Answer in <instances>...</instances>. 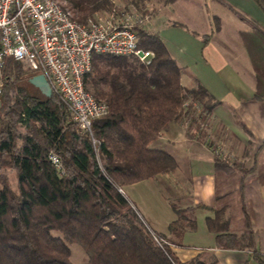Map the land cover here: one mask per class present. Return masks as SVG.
<instances>
[{"label": "trees", "instance_id": "obj_1", "mask_svg": "<svg viewBox=\"0 0 264 264\" xmlns=\"http://www.w3.org/2000/svg\"><path fill=\"white\" fill-rule=\"evenodd\" d=\"M61 1L80 14L74 16L78 22L112 4V0ZM137 31L138 47L153 53L150 64L133 55L92 57L84 86L108 105V113L92 120L91 134L80 130L55 94L45 97L32 84L37 93L20 85L35 72L11 58L5 60L0 106V264H73L68 245L72 242L86 252L84 264H215L183 263L171 250V242L182 244L183 234L196 226L186 214L193 206L180 209L173 204L177 218L169 231L174 239H165L168 244L160 246L119 189L175 170L176 159L150 144L171 121L193 112L192 104L184 107L189 97L207 112L213 106L212 96L201 84L190 90L183 87L181 69L157 32ZM240 36L256 75L254 97L264 100V32L254 29ZM50 153L60 158V169ZM215 166L231 171L228 163L217 160ZM7 169L14 172L16 187L3 173ZM225 212L226 208L216 209L207 218L218 245L254 248L256 233L248 216L246 231L239 235L229 231Z\"/></svg>", "mask_w": 264, "mask_h": 264}, {"label": "crops", "instance_id": "obj_2", "mask_svg": "<svg viewBox=\"0 0 264 264\" xmlns=\"http://www.w3.org/2000/svg\"><path fill=\"white\" fill-rule=\"evenodd\" d=\"M171 5L168 17L155 20L156 32L181 69L183 87L201 84L213 106L205 131L198 119L187 128L174 120L150 144L176 159L175 170L122 191L145 213L150 230L169 241L174 239L169 224L177 218L173 204L194 207L186 214L196 226L183 234L182 244L170 243L179 261L264 264V100L254 97L256 75L240 36L264 32V0H175ZM217 160L231 171L217 169ZM220 208H226L232 233L246 231L248 216L256 233L254 248L218 245L207 218ZM233 212L239 216L236 229Z\"/></svg>", "mask_w": 264, "mask_h": 264}, {"label": "built area", "instance_id": "obj_3", "mask_svg": "<svg viewBox=\"0 0 264 264\" xmlns=\"http://www.w3.org/2000/svg\"><path fill=\"white\" fill-rule=\"evenodd\" d=\"M114 2V1H113ZM61 0H0V106L3 94L2 68L11 58L36 74H43L52 93L67 106L80 130L92 133V120L108 113V105L86 90L84 78L91 70L94 54L133 55L151 63L153 53L138 47L134 25L143 21L140 13H119L113 8L103 15L95 13L84 22L74 18V9ZM121 14V15H120ZM193 112L182 117L188 126L197 115L209 116L202 105L189 97L184 103ZM58 169L60 158L49 155ZM160 245L168 244L153 233Z\"/></svg>", "mask_w": 264, "mask_h": 264}, {"label": "rangeland", "instance_id": "obj_4", "mask_svg": "<svg viewBox=\"0 0 264 264\" xmlns=\"http://www.w3.org/2000/svg\"><path fill=\"white\" fill-rule=\"evenodd\" d=\"M173 1H175V0H112L111 6H108L103 10L102 9L96 10L95 12L89 14L88 17L95 15V13H97V12L101 13L103 15H107L108 13H110V11L113 8H115L119 13H121L123 11L131 12V14L140 13L143 17V21L137 22L134 25L135 29L137 30V28L138 29L143 28V29L151 30L152 32L153 31L156 32V29L154 27L155 20L156 19L162 20V19H165L166 17H168L170 15V12H172L171 2H173ZM65 5L68 6L69 4L66 2ZM74 12H75L74 16L80 15L77 11L74 10ZM24 69L27 70L26 68H24ZM30 84L31 83H29L27 80H22L20 82V85L28 88L33 93H37V90L35 88H33L32 85H30ZM10 94L13 95L14 92H10ZM197 116L200 117L197 120L200 123V130L205 131L206 130L205 120L207 117L204 115H201V114L197 115ZM182 120L183 119L180 118L181 123H182ZM188 126H185V127L187 128ZM21 130L24 131V128L22 127ZM203 137L204 136H202V139H203ZM3 173L8 176L10 184L13 187H16L14 172L11 169H7V170H4ZM123 188H124L125 192H127L126 191L127 188L125 187V185L122 188H119L120 191L123 192L122 191ZM164 195H165V193H164ZM132 206L137 211V213H138L140 219L142 220V222L144 223V225L150 230V227H149L147 221H145V213H143V211H138V209H136V207L134 205H132ZM139 210H141V209H139ZM230 218H231V223H232L233 229L238 228L239 227V216H238V214L233 212ZM150 232H151L152 236H153V233H155L156 235H158L159 239H166V238L160 236L158 233H156L152 230H150ZM53 234L59 235V236L61 235V233L58 231H53ZM68 245L71 249V261L73 264H84L85 262H87L88 256L79 244L72 242V243H69Z\"/></svg>", "mask_w": 264, "mask_h": 264}, {"label": "water", "instance_id": "obj_5", "mask_svg": "<svg viewBox=\"0 0 264 264\" xmlns=\"http://www.w3.org/2000/svg\"><path fill=\"white\" fill-rule=\"evenodd\" d=\"M29 82L36 87L45 97L52 96V88L43 74H35L30 79Z\"/></svg>", "mask_w": 264, "mask_h": 264}]
</instances>
